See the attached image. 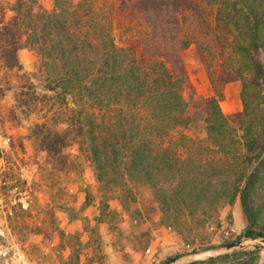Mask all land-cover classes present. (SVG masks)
Returning <instances> with one entry per match:
<instances>
[{
  "label": "trees",
  "instance_id": "trees-1",
  "mask_svg": "<svg viewBox=\"0 0 264 264\" xmlns=\"http://www.w3.org/2000/svg\"><path fill=\"white\" fill-rule=\"evenodd\" d=\"M12 10L0 21L6 66L22 68L19 49L32 50L44 97L68 110L61 125L31 129L48 157L67 164L69 139L87 135L98 182L148 186L185 238L204 240L217 204L237 198L248 222L238 238L264 235V0H53L50 10L16 0ZM117 16L140 26L135 42L117 44ZM191 44L215 65V86L241 82L242 111L225 114L219 92L193 93ZM258 252L191 264H257Z\"/></svg>",
  "mask_w": 264,
  "mask_h": 264
},
{
  "label": "rangeland",
  "instance_id": "rangeland-1",
  "mask_svg": "<svg viewBox=\"0 0 264 264\" xmlns=\"http://www.w3.org/2000/svg\"><path fill=\"white\" fill-rule=\"evenodd\" d=\"M38 1L40 8L53 7V0ZM15 2L0 0V21H10ZM115 21L117 44L135 42L138 34L133 29L140 26L128 28L126 17ZM182 56L196 96L219 92L225 114L243 110L239 80L215 86L210 80L215 65L202 60L195 44ZM18 57L22 68L11 69L0 51V264H161L171 256L240 239L248 222L239 198L232 205L217 204V222L207 223L204 240L185 238L172 222H164L148 186L108 187L98 182L87 135L69 139L64 149L67 164L48 157L31 137V129L46 120L61 125L68 110L44 97L48 94L43 76L35 73L36 54L22 48ZM254 245L260 242L242 250L258 249L255 262L264 264V248Z\"/></svg>",
  "mask_w": 264,
  "mask_h": 264
},
{
  "label": "water",
  "instance_id": "water-1",
  "mask_svg": "<svg viewBox=\"0 0 264 264\" xmlns=\"http://www.w3.org/2000/svg\"><path fill=\"white\" fill-rule=\"evenodd\" d=\"M251 242H260V245H254V247L264 248V235L256 237L243 235L240 239L232 242L171 256L165 259L161 264H191L194 262L206 261L211 258L230 254L237 250H242Z\"/></svg>",
  "mask_w": 264,
  "mask_h": 264
}]
</instances>
